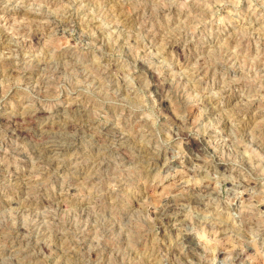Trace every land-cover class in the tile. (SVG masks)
Here are the masks:
<instances>
[{
	"label": "rangeland",
	"instance_id": "rangeland-1",
	"mask_svg": "<svg viewBox=\"0 0 264 264\" xmlns=\"http://www.w3.org/2000/svg\"><path fill=\"white\" fill-rule=\"evenodd\" d=\"M183 259L264 264V0H0V264Z\"/></svg>",
	"mask_w": 264,
	"mask_h": 264
},
{
	"label": "bare ground",
	"instance_id": "bare-ground-1",
	"mask_svg": "<svg viewBox=\"0 0 264 264\" xmlns=\"http://www.w3.org/2000/svg\"><path fill=\"white\" fill-rule=\"evenodd\" d=\"M2 65V63H1ZM16 129H14L15 131ZM17 131V130H16ZM7 132V131H6ZM13 132V130H12ZM22 132V131H21ZM27 132V131H26ZM14 133V132H13ZM28 133V132H27ZM54 134V133H52ZM57 134V133H56ZM11 135V134H10ZM24 135V134H23ZM26 135V134H25ZM29 135V134H28ZM33 135V134H32ZM58 135V134H57ZM111 135V134H110ZM27 136V135H26ZM24 137V136H23ZM60 138H62L61 136H56V135H48V133H45L44 132V129L43 130H39L37 134L34 135V140H35V143L32 147V149L34 151H36L37 153L41 154L44 153H49V152H53V151H57L58 149H62L63 147V142L60 143ZM64 138V137H63ZM110 141H113L115 142L117 145L118 144H122L123 140L122 139H118V138H109ZM30 145V144H29ZM119 146L121 145H118L116 147V149H119ZM115 148V147H114ZM43 156V155H42ZM42 156H38L39 158H43ZM46 158H43L41 160V162H44ZM45 162H51V160H47ZM92 164V163H91ZM96 173V172H95ZM205 186V185H204ZM192 189V188H191ZM193 193L197 192H204V191H207L205 190V187H202V186H196L195 188L193 187ZM189 195V194H188ZM172 200V199H171ZM170 199L168 200H165L162 204V206L160 208H158L156 211H155V217L157 219L158 222H164V221H168L170 220L174 213H173V210H175L176 208V205L175 203L173 202V200L171 201ZM195 202V201H194ZM21 230V227L20 229ZM17 231V230H16ZM180 240L182 241L183 244H185V252H184V256H187V257H190V258H197L200 260V256L199 257H195V255H197V253L195 254L194 253V249H193V244L191 242V237L190 236H185V235H182L180 237ZM171 251V250H170ZM173 253V252H172ZM199 260H197L199 262ZM194 262V261H193ZM177 264H190L187 260L183 259L182 261H177L176 262ZM196 264V263H195Z\"/></svg>",
	"mask_w": 264,
	"mask_h": 264
}]
</instances>
